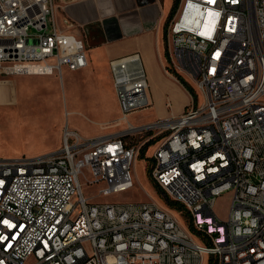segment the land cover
Masks as SVG:
<instances>
[{"label":"built area","instance_id":"obj_1","mask_svg":"<svg viewBox=\"0 0 264 264\" xmlns=\"http://www.w3.org/2000/svg\"><path fill=\"white\" fill-rule=\"evenodd\" d=\"M57 10L56 0H0L2 82L88 67L81 27ZM166 48L167 72L194 80L202 104L135 126L130 116L152 103L131 54L110 62L125 129L87 139L66 126L58 152L0 159V264H264V0H181ZM156 141L150 178L185 225L156 201L85 196V186H101L98 197L132 190L133 166ZM226 193L222 220L214 207Z\"/></svg>","mask_w":264,"mask_h":264},{"label":"rangeland","instance_id":"obj_2","mask_svg":"<svg viewBox=\"0 0 264 264\" xmlns=\"http://www.w3.org/2000/svg\"><path fill=\"white\" fill-rule=\"evenodd\" d=\"M65 2V0H56L59 19L66 17L63 11ZM160 2L164 5L166 14V16L164 15L161 33V46L168 64L164 27L173 20V18L171 19V10L174 6V0H160ZM85 33L89 34V31ZM81 40L86 45L85 40L83 38ZM146 73L149 84L148 95L150 101L151 96L157 98L156 107L130 116L129 121L135 126L157 123L162 121L159 116L160 111L165 115H170L173 112H184L185 109L195 103L194 99L193 102L189 100V91L185 86L182 84L181 88L175 86L164 72L154 73L148 72L146 69ZM17 77L19 78L12 77L11 83L2 82L4 79L0 78V159L32 158L44 154L49 147L48 145L53 144L50 143L53 138V135L48 133L50 130L58 133L59 143L62 144L64 126L68 120H70L72 129L80 131L82 136L85 133L90 134L91 137H85L87 139H97L100 138L98 136L103 135L113 136L122 131V126L125 129V126L120 124V115L116 119L102 123L99 128L93 123L98 118L97 113L115 112L111 92L105 80L107 78L105 70L96 69L95 75L91 71L78 72L75 76L64 74L62 78L58 76ZM14 78L17 88L14 86ZM183 79L193 89L197 102L202 104L203 96L195 81L185 76ZM16 89L19 91L30 89L19 94V103ZM168 99L171 102V107H166L165 103ZM47 118L58 122L55 124L45 123ZM143 139H145L144 136H141L135 143L140 146L144 141ZM159 144L160 141H156L148 148H142L144 150L140 152V156L133 166L135 187L132 190L109 197H98L96 195L100 192L101 186L94 188L85 186L83 189L85 196L93 198L92 201L97 203L156 201L176 215L185 225V217L179 216V212L171 210L165 205L163 197L160 196L157 187L150 178V163ZM231 202V193H226L217 199L214 210L222 220H227ZM86 246L91 253L90 244L87 243Z\"/></svg>","mask_w":264,"mask_h":264},{"label":"crops","instance_id":"obj_3","mask_svg":"<svg viewBox=\"0 0 264 264\" xmlns=\"http://www.w3.org/2000/svg\"><path fill=\"white\" fill-rule=\"evenodd\" d=\"M63 8H65L64 13L66 16L81 27L75 29L73 33L79 38H83L87 45L88 67L79 72L91 71L92 74L95 75L96 69H102L105 70L107 75L105 80L111 92V100L115 105V112L109 114L97 113L98 118L93 122L96 127L99 128V125L102 123L116 119L119 115L121 116V109L114 89L113 77L110 69V62L114 59L139 53L148 72H164L175 86L181 88V83L166 70L167 63L161 46V33L166 14L164 12V5L161 4L160 0H77L65 2ZM107 19H115L116 22L112 25L109 24L108 28L107 25H105ZM86 29L89 31V34L84 32ZM77 73L78 72H71L68 69H64L62 75L57 76L62 78L64 74L75 76ZM13 82L15 83V88H17L15 78ZM24 90L28 91L30 89H22L21 91L16 89L18 103L19 94ZM188 95L189 100L193 102L190 93ZM151 101L152 110L154 109L153 107H156L157 98L151 96ZM168 102L169 99L165 103L166 107ZM183 113L184 112L180 111L179 113L173 112L170 115H165L160 111L159 116L162 120H166L172 117L178 118ZM47 122L48 124L50 122L51 124H55V122L58 121L47 118L45 123ZM66 126L81 134L80 131L72 129L70 120H68L64 127ZM122 128L124 129L123 126ZM48 133L53 135L50 142L53 144L48 145L49 147L45 150L44 154L33 157L53 154L62 148L63 137L62 144H60L58 133L54 130H50ZM83 136L84 138L91 137V135L87 133ZM109 136L112 135L98 137L103 138ZM59 144L61 145L60 148Z\"/></svg>","mask_w":264,"mask_h":264},{"label":"trees","instance_id":"obj_4","mask_svg":"<svg viewBox=\"0 0 264 264\" xmlns=\"http://www.w3.org/2000/svg\"><path fill=\"white\" fill-rule=\"evenodd\" d=\"M180 3H181V0H174V6L172 7V10H171V19L174 17V15L176 14L177 10L179 9V6H180ZM168 25H169V22L166 24V26L164 27V30H165V35H166V32H167V28H168ZM177 78V80L183 85L185 86V88L189 91V93L191 94V96L193 97L194 99V102L196 103L197 102V99L195 97V93L193 91V89L190 88V86L180 77L178 76H175ZM154 143V142H153ZM151 143V144H153ZM150 144V145H151ZM149 146V145H148ZM144 150V149H143ZM142 150V152H143ZM158 190V193L160 194V196H163L162 192L157 188ZM163 201L165 203V205L171 209V210H174V211H177V212H181L183 209H182V206L179 205L178 203H175V202H172L166 198L163 197ZM190 231L192 233H194V230H193V227L190 225Z\"/></svg>","mask_w":264,"mask_h":264},{"label":"water","instance_id":"obj_5","mask_svg":"<svg viewBox=\"0 0 264 264\" xmlns=\"http://www.w3.org/2000/svg\"><path fill=\"white\" fill-rule=\"evenodd\" d=\"M116 22V20L115 19H107L106 21H105V25H107V27L109 28V24H113V23H115Z\"/></svg>","mask_w":264,"mask_h":264}]
</instances>
